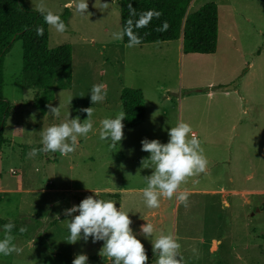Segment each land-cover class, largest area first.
I'll return each mask as SVG.
<instances>
[{
    "label": "rangeland",
    "instance_id": "obj_1",
    "mask_svg": "<svg viewBox=\"0 0 264 264\" xmlns=\"http://www.w3.org/2000/svg\"><path fill=\"white\" fill-rule=\"evenodd\" d=\"M213 1L192 0L186 14ZM41 3L57 14L71 13L64 33L48 26V47L70 45L72 88L55 92L50 103H60V117L49 109L40 116L28 105L34 93L19 84L21 42L12 44L3 61V97L12 108L0 149V219L25 230L13 235L21 252L0 256V264H60L55 254L71 260L85 254L87 264H95L90 258L101 257L102 242L68 243L61 223L71 219L62 218L65 209L94 195L130 212L148 264H155L151 243L138 234L146 222L154 235L164 231L178 239L184 264H264V0H217V50L210 56L183 55L179 40L124 45L113 37L121 31L118 0H88L84 16L75 12V0H29L25 7L36 11ZM102 82L107 96L92 105L88 93ZM123 88L142 92L145 116L141 125L123 128L119 145L109 148L93 132L70 155L28 156L41 147V131L68 113L83 121L87 114L79 110L92 107L98 128L100 120L122 111ZM180 121L200 139L206 170L181 184L187 206L161 198L158 208H148L141 189L152 170L141 167L149 155L141 141L166 143L168 128ZM229 190L232 195H223Z\"/></svg>",
    "mask_w": 264,
    "mask_h": 264
},
{
    "label": "clouds",
    "instance_id": "obj_2",
    "mask_svg": "<svg viewBox=\"0 0 264 264\" xmlns=\"http://www.w3.org/2000/svg\"><path fill=\"white\" fill-rule=\"evenodd\" d=\"M75 4L77 14L87 15L88 0H75ZM35 10L43 17L44 23L57 33L62 34L66 31L67 26L61 16L48 9L43 3L37 5ZM159 15V12L153 10L141 13L135 21V27H143L150 22L153 16L159 17ZM127 24L131 25L132 21H128ZM167 28L168 23L164 21L159 30ZM37 34L42 35V29L37 28ZM125 36L128 37L129 47L141 43L139 35L134 33L129 26L113 33V37L118 40ZM88 94H90L92 105L104 101L107 96V84L102 82L92 85ZM47 107L49 115L60 117V103L58 107L51 104ZM79 111L86 113L87 118L81 121L80 116L77 115L70 119L68 113L62 122L43 129L40 133L41 147L31 148L28 156L35 157L38 153L70 155L79 147L80 138H86L93 132H98V139L109 148L120 144L124 128L122 121L126 119L124 111L103 118L98 128H94L93 125L92 107ZM167 135L166 143L147 138L141 141V150L149 154L147 158L142 159L141 167L152 170L151 175L143 177L146 186L141 189V192L144 204L151 209L160 206L161 198H174L179 204L187 206L188 191L181 190V184L188 177L204 172L207 167L201 141L193 132L190 124L177 122L175 126L168 128ZM116 204L110 199H100L94 195L87 196L78 205L65 209L64 216L71 217L70 220L65 219L61 222L68 233L65 238L66 242L75 244L83 241L87 243L91 238L92 243L102 242L99 255L107 258L109 264H148L144 245L130 227L132 224L129 218L130 212L122 210L120 205L117 208ZM13 228L15 224L12 222L0 226V256L21 252V249L13 242ZM24 230L20 229V231ZM154 232V225L146 222L140 226L138 234L151 243L155 264H184L178 239L164 231L155 235ZM87 260V255L77 254L72 264H87Z\"/></svg>",
    "mask_w": 264,
    "mask_h": 264
},
{
    "label": "trees",
    "instance_id": "obj_3",
    "mask_svg": "<svg viewBox=\"0 0 264 264\" xmlns=\"http://www.w3.org/2000/svg\"><path fill=\"white\" fill-rule=\"evenodd\" d=\"M29 0H0V149L6 143L3 136L5 122L9 117L11 104L3 97V61L15 41L22 46V70L19 84L25 90L34 93L30 105L40 116H45L48 107L55 99V92L72 88V50L70 45L48 47V25L36 11L28 10L25 2ZM192 0H118L121 31L129 26L139 35L141 43L136 46L173 42L181 39L182 54L213 55L217 49L218 13L217 6L209 2L197 11L186 14ZM149 10L159 12L150 22L140 28L135 21L141 13ZM68 27L71 17L69 10L59 14ZM132 21L131 25L127 22ZM167 21L168 28L159 30L162 22ZM37 28L43 34H37ZM122 40L128 45V37ZM121 109L126 113L122 121L124 129H133L144 120V98L140 90L123 88L119 96ZM65 216L63 215L62 218ZM56 221L49 223L53 226ZM8 223L0 219V226ZM12 235L24 234L17 224ZM47 251L50 249L44 247ZM60 264H72V260L55 254ZM95 264H109L105 257H91Z\"/></svg>",
    "mask_w": 264,
    "mask_h": 264
},
{
    "label": "crops",
    "instance_id": "obj_4",
    "mask_svg": "<svg viewBox=\"0 0 264 264\" xmlns=\"http://www.w3.org/2000/svg\"><path fill=\"white\" fill-rule=\"evenodd\" d=\"M218 1H226V0H218ZM213 3L217 6V13H218V20H219V4L217 3V0L213 1ZM255 8H257V5L255 6ZM180 41V50H181V53H182V44H181V39L179 40ZM163 43H166V42H163ZM155 44H158V43H155ZM146 45H151V44H146ZM142 46H145V45H142ZM217 50V49H216ZM190 55H198V54H190ZM214 55V54H213ZM205 56H210V55H205ZM208 91V90H207ZM144 121V120H143ZM143 123V122H142ZM223 195L225 196H230L232 195V191L229 190V191H222ZM245 193H250L252 195H257L258 192H255V191H246ZM207 194H215V192H211V193H207ZM224 205L225 206H228V203L225 201L224 202Z\"/></svg>",
    "mask_w": 264,
    "mask_h": 264
},
{
    "label": "built area",
    "instance_id": "obj_5",
    "mask_svg": "<svg viewBox=\"0 0 264 264\" xmlns=\"http://www.w3.org/2000/svg\"><path fill=\"white\" fill-rule=\"evenodd\" d=\"M11 173H14V172H11Z\"/></svg>",
    "mask_w": 264,
    "mask_h": 264
}]
</instances>
